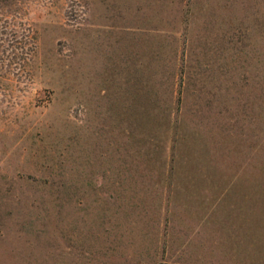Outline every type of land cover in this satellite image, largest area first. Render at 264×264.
Masks as SVG:
<instances>
[{
	"label": "rangeland",
	"instance_id": "374dc122",
	"mask_svg": "<svg viewBox=\"0 0 264 264\" xmlns=\"http://www.w3.org/2000/svg\"><path fill=\"white\" fill-rule=\"evenodd\" d=\"M0 264H264V0H0Z\"/></svg>",
	"mask_w": 264,
	"mask_h": 264
}]
</instances>
